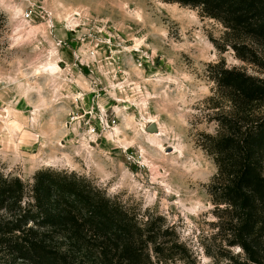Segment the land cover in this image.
I'll return each mask as SVG.
<instances>
[{
	"label": "rangeland",
	"instance_id": "374dc122",
	"mask_svg": "<svg viewBox=\"0 0 264 264\" xmlns=\"http://www.w3.org/2000/svg\"><path fill=\"white\" fill-rule=\"evenodd\" d=\"M1 14L0 172L26 184L24 200L36 171H72L168 227L159 241L180 247L147 264L245 261L199 145L231 106L215 64L257 73L210 40H224V27L162 0H0ZM26 255L0 243V264H39Z\"/></svg>",
	"mask_w": 264,
	"mask_h": 264
},
{
	"label": "trees",
	"instance_id": "16d2710c",
	"mask_svg": "<svg viewBox=\"0 0 264 264\" xmlns=\"http://www.w3.org/2000/svg\"><path fill=\"white\" fill-rule=\"evenodd\" d=\"M162 1L199 8L218 21L224 40H210L221 51L231 48L257 72L228 68L224 59L215 64L212 79L231 106L216 118L214 134H201L199 145L217 167L208 191L229 215V245L246 255L245 261L232 257L233 264H264V0ZM29 190L26 201V184L0 172V243L22 246V258L39 264H147L151 254L180 247L175 239L159 241L167 226L139 218L75 172L40 169ZM167 254L163 260L172 256Z\"/></svg>",
	"mask_w": 264,
	"mask_h": 264
},
{
	"label": "water",
	"instance_id": "95a60500",
	"mask_svg": "<svg viewBox=\"0 0 264 264\" xmlns=\"http://www.w3.org/2000/svg\"><path fill=\"white\" fill-rule=\"evenodd\" d=\"M156 130V126L152 123L149 127H148V131H155Z\"/></svg>",
	"mask_w": 264,
	"mask_h": 264
}]
</instances>
